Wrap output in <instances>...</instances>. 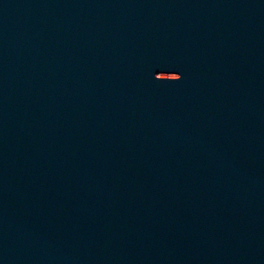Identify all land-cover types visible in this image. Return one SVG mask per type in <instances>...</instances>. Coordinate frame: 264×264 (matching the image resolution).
Listing matches in <instances>:
<instances>
[{"label":"water","instance_id":"obj_1","mask_svg":"<svg viewBox=\"0 0 264 264\" xmlns=\"http://www.w3.org/2000/svg\"><path fill=\"white\" fill-rule=\"evenodd\" d=\"M0 264H264V0H0Z\"/></svg>","mask_w":264,"mask_h":264}]
</instances>
